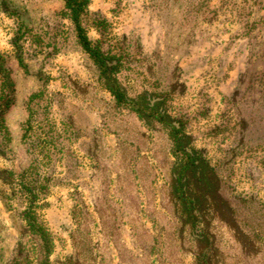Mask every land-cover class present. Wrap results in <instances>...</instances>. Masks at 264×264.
<instances>
[{"label": "rangeland", "instance_id": "1", "mask_svg": "<svg viewBox=\"0 0 264 264\" xmlns=\"http://www.w3.org/2000/svg\"><path fill=\"white\" fill-rule=\"evenodd\" d=\"M82 25L106 67L65 0H0V188L56 141L52 250L0 194V264H264V0H89Z\"/></svg>", "mask_w": 264, "mask_h": 264}, {"label": "trees", "instance_id": "2", "mask_svg": "<svg viewBox=\"0 0 264 264\" xmlns=\"http://www.w3.org/2000/svg\"><path fill=\"white\" fill-rule=\"evenodd\" d=\"M89 0H65V8L69 11L70 18L74 22L77 30V38L82 48L92 57L106 67V55L102 52V49L97 43H93L88 37L85 28L82 25V17L87 9ZM37 94H33L35 97ZM3 127H5L3 125ZM6 129V128H5ZM51 131V130H50ZM8 134V132H7ZM27 132H24V141L27 138ZM42 138L32 143V150L37 153V158L32 161L30 166L22 173L16 175L14 172H7V178H4V185H9V189L0 188V194L5 200H11L13 194L20 193L24 199L26 205L24 209V217L27 221L29 230L40 237L42 240V250L45 254H48L53 247V240L48 228L39 219L38 209L44 206V203L40 200L41 195L45 193L46 183L36 181V176L40 173V166H43L51 158L52 150L56 148V141L53 138ZM52 137V133L50 134ZM46 179V176H44ZM38 182V183H37ZM208 254H203L199 258L201 264H210Z\"/></svg>", "mask_w": 264, "mask_h": 264}]
</instances>
